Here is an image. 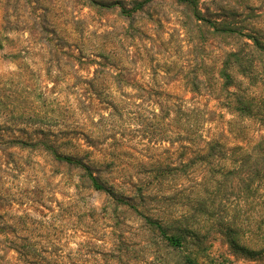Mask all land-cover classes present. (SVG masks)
<instances>
[{"label": "rangeland", "instance_id": "rangeland-1", "mask_svg": "<svg viewBox=\"0 0 264 264\" xmlns=\"http://www.w3.org/2000/svg\"><path fill=\"white\" fill-rule=\"evenodd\" d=\"M234 92L250 116L226 107ZM192 99L224 115L229 148L264 137V0H0V264H100L118 238L144 257L160 238L47 148L115 192L153 189L224 264H258L220 235L262 246L255 189L206 185L181 136Z\"/></svg>", "mask_w": 264, "mask_h": 264}, {"label": "trees", "instance_id": "trees-1", "mask_svg": "<svg viewBox=\"0 0 264 264\" xmlns=\"http://www.w3.org/2000/svg\"><path fill=\"white\" fill-rule=\"evenodd\" d=\"M141 6L142 4L137 5L138 8ZM255 45L260 47L257 42H255ZM231 57L237 60L236 55ZM222 77L225 80L230 79L225 71L222 72ZM232 85L233 82H221L220 91L222 97L224 91ZM242 99L238 93L234 92L231 98L228 99V106L226 107L228 109L232 107V110L238 116H250L252 113L251 108L244 105ZM217 100H220V98ZM192 103L194 106L189 112L190 115L181 114L185 120V124L181 129V136L184 141L192 146L191 150L187 149L188 153L194 156L201 164H206L208 167L207 171L210 176L205 182L212 193L214 191L219 192L225 185L226 179L229 177L237 178V176L240 178L239 184L242 185L246 197L252 189H255V197L258 199L257 207L260 209V215L256 222L263 232L264 137L253 140L243 146L229 148L224 115L221 112L210 111L207 106L200 108L198 106L199 102L195 101V99H192ZM222 108L224 109L225 106ZM47 150L51 151L54 157L60 161H65L69 165L79 168L91 188L106 193L112 197L118 206L135 210L147 230L151 234H157L160 237L155 238V243H149L151 251L144 257H134V254H131L130 250H126L124 244L118 238L111 251L101 254L100 264H224V262H228L226 260L220 261L210 254H206V247L202 238H199V232L193 230L185 223V216H181L182 214L175 216L173 214L174 211L170 210L172 206H164L162 201L153 199V194H151L154 192L153 189L147 190L141 185H131V189H134L133 195L127 196L115 192L113 187L105 185L101 178V173L96 172L95 169L97 168H95L96 165L93 162L88 164L77 157L61 156L54 148L53 150L52 148H47ZM213 164L214 167H212ZM187 201H195L202 204L198 199L188 198ZM145 209H147V212L144 211ZM220 235L225 239V243L236 259L264 264V243L258 250L240 243L236 239L239 237L234 225H227L226 228L221 229ZM146 243L148 242L144 241V244ZM161 250L162 253L160 252ZM25 257L28 258L27 255ZM26 258L25 261H22L26 264H35V262H28ZM34 260H36L37 264H50L44 260H40L42 262H37L35 258Z\"/></svg>", "mask_w": 264, "mask_h": 264}]
</instances>
